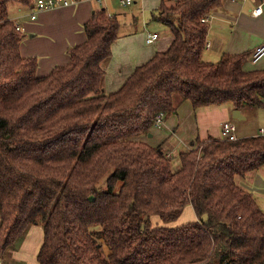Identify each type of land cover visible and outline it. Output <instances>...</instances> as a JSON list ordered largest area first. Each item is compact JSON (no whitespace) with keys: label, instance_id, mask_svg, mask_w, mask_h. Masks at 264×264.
Returning <instances> with one entry per match:
<instances>
[{"label":"trees","instance_id":"16d2710c","mask_svg":"<svg viewBox=\"0 0 264 264\" xmlns=\"http://www.w3.org/2000/svg\"><path fill=\"white\" fill-rule=\"evenodd\" d=\"M224 1L162 2L153 19L171 46L106 94L116 16L97 10L68 64L39 77L9 14L36 0H0V257L37 224L39 264H264V210L237 181L264 167V135L198 140L178 168L140 140L186 100L264 108V70H244L249 52L204 60L202 19ZM189 205L197 219L169 226Z\"/></svg>","mask_w":264,"mask_h":264},{"label":"crops","instance_id":"0c3cea01","mask_svg":"<svg viewBox=\"0 0 264 264\" xmlns=\"http://www.w3.org/2000/svg\"><path fill=\"white\" fill-rule=\"evenodd\" d=\"M116 1L118 6L113 11L106 9L108 15L116 16L120 23L118 38L112 45V54L102 63L105 71L102 88L106 94L118 91L137 67L148 62L156 53L166 51L174 39L167 25L168 29L153 19V14H157L162 2L168 0H135L129 7H122L119 0ZM262 1L264 0H259V3ZM102 8L104 3L100 5L94 0H82L68 7L40 12L35 21L30 17L32 9L12 7L11 13L9 9L11 19L23 28L24 39L20 52L23 57L38 59L39 77L47 76L56 67L68 64L69 49L86 41L84 26ZM254 8L256 5L248 1L225 0L222 7L209 16L207 43L210 46L204 53V57L208 59L206 61L217 62L225 54L249 52L250 57L244 64V70H264V57L253 62L251 56L264 43V5L262 14L257 17L252 15ZM150 18L155 23H151ZM154 33L159 37L150 44L147 42L148 35ZM235 110L237 109L231 103L194 109L186 100L178 104L175 112L165 117L161 127H152L150 133L140 137V140L153 147H162L173 159H177L181 152L189 150L198 140L223 138L222 126L227 122L235 125L238 138L264 135V126H258L256 130L249 128V125L258 121L257 118L264 119V113L259 111H264V108L243 107L239 109L243 117L241 119L234 118ZM237 181L242 188L254 195L258 205L264 210V167L238 178ZM190 208L193 207L187 206L185 211ZM196 219L195 215L188 221ZM176 222L182 225L187 221L182 223L178 219ZM43 240V227L37 224L30 226L0 257V263L39 264L37 255Z\"/></svg>","mask_w":264,"mask_h":264},{"label":"built area","instance_id":"2783aa9c","mask_svg":"<svg viewBox=\"0 0 264 264\" xmlns=\"http://www.w3.org/2000/svg\"><path fill=\"white\" fill-rule=\"evenodd\" d=\"M96 3L102 5L106 0H94ZM171 1H178V0H171ZM242 1H248L252 4L256 5V8L252 10V15L257 17L263 12V5L264 1L259 3V0H242ZM77 1L75 0H36L34 7L31 10L30 17L31 20L35 21L38 17V14L40 12L51 10L57 7H68L73 4H75ZM135 0H119V3L122 7H129L131 6ZM203 23L209 24L210 23V17H206L202 19ZM17 30L20 32H23V28L20 25H17ZM159 37L157 33L149 34L147 38L148 43H154L156 39ZM209 43L206 44V48H209ZM264 57V43L259 45L254 52L252 53V61L258 62ZM165 115L163 113L159 114L157 118L154 121L153 127H161L164 123ZM223 129V139L229 140V141H235L238 139L236 135V127L232 123H224L222 126ZM264 131L262 130V133ZM0 264H3L2 262Z\"/></svg>","mask_w":264,"mask_h":264},{"label":"rangeland","instance_id":"374dc122","mask_svg":"<svg viewBox=\"0 0 264 264\" xmlns=\"http://www.w3.org/2000/svg\"><path fill=\"white\" fill-rule=\"evenodd\" d=\"M116 2H117L116 0H106L104 2V8L107 9V11H113L116 8V6H118V4ZM167 3H170V2H167ZM12 7H20V6L17 5V4L11 5L10 6V13L12 12ZM152 14H153V12H152ZM13 16L16 17L17 15H13ZM150 21H151V23H155V21L152 20V18H150ZM160 25H162L163 27H165L166 29H168V27L164 23H161ZM204 59L205 60H208L206 57H204ZM259 111H261L262 113H264V111H262V110H259ZM257 120L258 121L256 123L249 125V128L250 129L256 130V129L259 128L258 126H264V119L263 118H257ZM173 160H174V167L175 168H178L179 167V160H177V159H173ZM103 188H104V185L102 186V189ZM195 215L196 214H195L194 209L193 208H190V209H187L186 211L185 210L183 211L182 215L180 216L181 218H179V220L182 221V223H184L186 221H187L186 223H188V222H191V221H188V220H190V218H194ZM152 223H153L152 224L153 227H159V226H164L165 225L163 223L162 219L159 216H154L152 218ZM168 225L169 226L176 227V226H180L181 224L180 223H177V222H174V223H171V224H168ZM40 227H42V226L40 225Z\"/></svg>","mask_w":264,"mask_h":264},{"label":"water","instance_id":"95a60500","mask_svg":"<svg viewBox=\"0 0 264 264\" xmlns=\"http://www.w3.org/2000/svg\"><path fill=\"white\" fill-rule=\"evenodd\" d=\"M233 116H234V118H236V119H241V118H243L242 115H241V113H240V111H239V109H237V110H235V111L233 112ZM149 136H151V134H150Z\"/></svg>","mask_w":264,"mask_h":264}]
</instances>
